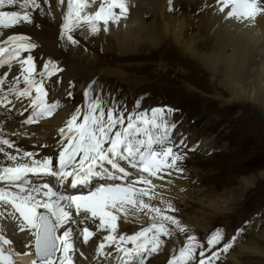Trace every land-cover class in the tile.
Returning <instances> with one entry per match:
<instances>
[{
  "label": "snow or ice",
  "instance_id": "snow-or-ice-1",
  "mask_svg": "<svg viewBox=\"0 0 264 264\" xmlns=\"http://www.w3.org/2000/svg\"><path fill=\"white\" fill-rule=\"evenodd\" d=\"M168 4L172 11L173 0ZM132 6V0H0V106L11 111L19 102L28 127H43L42 122L69 108L53 94L65 69L49 57L38 70L36 50L43 45L20 28L39 29L38 18H47L59 24L62 47H83L77 31L85 36L109 32L128 20ZM204 9L247 27L264 20V0H211ZM94 83L83 92L86 104L74 106L57 127L55 142L37 141L41 151L50 149L43 155L13 139H31L36 131L6 132L12 118L0 117L5 161L0 163V264H110L113 258L116 264H153L150 258L165 252L174 234L183 235L186 243L166 264H228L230 258L245 264V256H264V248L246 244L243 224L231 236L217 227L198 238L175 203L190 193L170 185L187 179L184 165L198 148L189 147L182 133L173 139L178 125L169 117L179 109L142 110L138 100L130 112L116 106L106 110ZM68 86L75 88L72 81ZM66 94L73 98L72 91ZM229 202L209 201L221 211H230ZM142 216L146 226L131 235L121 232L122 222ZM4 221L13 224L12 235ZM87 245H93L91 255Z\"/></svg>",
  "mask_w": 264,
  "mask_h": 264
},
{
  "label": "bare ground",
  "instance_id": "bare-ground-1",
  "mask_svg": "<svg viewBox=\"0 0 264 264\" xmlns=\"http://www.w3.org/2000/svg\"><path fill=\"white\" fill-rule=\"evenodd\" d=\"M209 2L211 0H173V10L170 11L168 0H132L133 6L130 17L127 21H122L119 27L113 26L109 32L102 31L96 36L90 34L85 36L82 31H77V38L81 40L83 47H62L63 42L58 40L59 24L50 22L47 18H38V22L42 25L39 29H36L33 25L22 27L19 31L33 35L43 45L42 50H36L38 70H43L42 62L49 57L58 61L65 69L60 74L63 83L53 93L62 102L66 101L69 81L78 83V85L80 82H84L85 86L87 79L93 76L94 73L104 74L113 81L114 79L118 81L117 83H127L135 86L143 82V77L133 75L127 68V66L131 67L134 64L116 63L118 58L134 60L138 57L159 54V52L165 51L164 46L169 45L171 48H168L167 51L181 55L177 58H181L183 64L176 62V58L173 57L175 59L173 62L169 59L172 63L168 62L167 59L166 63L163 61V66L170 63L168 67L172 69L177 64H181L180 66L193 65L201 68V70L203 69L204 72H210L213 83L218 87L225 88L224 92L228 93V96L221 93L220 98L223 97L224 101H228V103L248 101L258 105L264 112V20L258 21L255 27H247L238 22H225L219 18L214 9L201 11V7ZM57 14L58 20L61 19L59 10H57ZM85 43L96 49H102L103 54L100 53L99 55H104L102 56L105 57L104 60L98 54L89 50ZM85 49L87 50L85 51ZM108 54H113V60L109 58ZM133 67L130 69L134 71L135 68ZM13 71L15 72L16 69L14 68ZM106 81H109V79ZM94 85L95 91H98L100 88L98 81ZM106 87H109L108 84ZM224 97H227V99ZM103 106L107 108L109 104L106 103ZM20 108L21 104L19 102H16V108L11 111L0 106V117L7 113L12 118L7 122L5 131H36V136L31 139L26 135L13 137L25 149L36 151H41L37 141L40 143L46 142L49 145L55 142L57 127L68 118L72 110L69 108L62 110L56 118L42 122L43 127H28L23 125L24 117L20 116L18 111ZM26 115L27 113H25ZM180 130L183 131L182 128ZM204 143L206 144V142ZM48 151L50 149H43L41 155ZM4 162V159L0 157V163ZM216 167L212 168L216 169ZM198 173L197 181L199 183L200 181H207L208 177L213 179L211 174L208 177L202 175V171H197L195 178ZM227 173L225 172L223 176L225 184L232 183L235 175L231 176L230 172ZM261 176L264 177V170L261 171ZM257 178L256 175L243 176L244 190L250 188ZM193 180L177 178L174 185H170V187L188 189L190 195L187 198L181 195V198L175 200V203L183 210L182 214L189 219L195 234L200 232L208 234L210 228L207 220L210 216L207 219L206 214H203L198 220L195 215H191L194 201H192L189 185ZM218 188V185L211 187L208 193L211 196L210 199L208 198L209 201L216 200L223 205L225 200H229V203L234 205L233 200L239 189L233 188L222 195L217 191ZM172 195L175 196L177 193L174 192ZM207 206L212 210L211 226L215 224L213 220L218 217L217 215H221L217 213L220 208L210 205L209 202ZM146 222L147 218L143 216L135 222H122L121 232L131 235L134 231L139 230L141 226H146ZM227 226L229 227V225ZM5 228L9 235H12L15 231L11 223ZM178 237L182 241L185 240L183 235ZM251 238L246 241L248 246L264 248V229L253 234ZM83 247L87 250V254L91 255L93 245ZM180 247V244L175 241L170 242L165 252L150 259L153 264H166L172 252L178 251ZM253 257L263 258L264 256L259 254L245 256L243 258L246 259L245 264H262L258 260L253 261ZM115 263L114 258L110 260V264ZM228 264H233V259L230 258Z\"/></svg>",
  "mask_w": 264,
  "mask_h": 264
},
{
  "label": "rangeland",
  "instance_id": "rangeland-1",
  "mask_svg": "<svg viewBox=\"0 0 264 264\" xmlns=\"http://www.w3.org/2000/svg\"><path fill=\"white\" fill-rule=\"evenodd\" d=\"M86 47L98 55L103 54L102 49H96L89 44H86ZM168 48L171 47L166 45L164 46L165 51L147 57H138L137 60L134 59L135 61L118 58L119 61L117 60L116 63L134 64V67L131 66L135 68L134 71L130 69V66L127 68L133 75L143 77V82L135 86L117 83L118 81L115 79L113 81L104 74L94 73L87 79L85 86L84 82H80L79 85L74 83L75 88H68L74 95L73 98L67 97L66 102L69 109L86 104V98L83 96L86 86L92 81H95L94 84L98 81L100 88L94 94L103 100V105L109 104V107H105L106 110L116 106L118 109L126 107L130 112L134 109L135 100L141 102L142 110L165 105L179 109L172 117H169V119L175 120L178 125L173 139L178 140L179 134L182 133L187 138L189 147L198 145L197 151L189 154V159L184 165L187 179H194L190 183L189 189L192 194L198 196L196 199L192 196L194 202L191 215H195L196 219L203 214H206L207 219L210 216L207 220L210 228L209 233L200 232L196 235L198 238L204 239L210 235L212 230L221 227L231 236L235 229L243 224L248 229L246 238L248 241L253 234L264 229V177L261 176V171L264 170V112L258 105L248 101L234 103L224 101L223 97L220 98L221 93L227 96L228 93L224 92L225 88L218 87L213 83L210 72H204L203 69L193 65L180 66L183 63L177 56L181 55L170 53L167 51ZM102 56L100 57L104 60L105 57ZM108 56L113 60V54H108ZM173 57L176 58V62L181 64H177L175 68L171 69L168 65L175 60ZM167 59L168 62H170L169 59L172 62L163 66V61L166 63ZM108 79L109 81H106ZM107 84L109 87L105 88ZM224 98L227 99V97ZM126 114L128 113L126 112ZM214 166H217L216 169L212 168ZM197 171H202L201 174L207 177L211 174L213 179L208 177L207 181L199 183L197 181L199 173L195 178ZM225 172L226 174L230 172L231 176L235 174L232 183L225 184L223 177ZM245 175L258 177L246 190H244L245 185L242 181V177ZM215 185H218L217 191L222 195L233 188L239 189V191L236 192V197L233 200L235 204H228L230 211L219 210L217 213L221 215H217L218 217L213 220L215 224L210 226L212 210L207 206L211 197L208 193ZM173 241L180 246L186 243V240H180L175 234L170 242ZM254 260L264 264V257H253Z\"/></svg>",
  "mask_w": 264,
  "mask_h": 264
}]
</instances>
